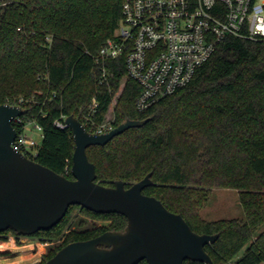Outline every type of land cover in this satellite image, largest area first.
Returning a JSON list of instances; mask_svg holds the SVG:
<instances>
[{"label":"trees","instance_id":"16d2710c","mask_svg":"<svg viewBox=\"0 0 264 264\" xmlns=\"http://www.w3.org/2000/svg\"><path fill=\"white\" fill-rule=\"evenodd\" d=\"M122 2L0 0V104L21 105L24 123L42 126V143L31 158L68 178H74L75 139L56 120L74 115L93 131L85 115L94 99L96 122L112 119L116 127L148 119L105 145L87 148L96 181L113 186L123 180L129 187L151 172L153 184L145 194L180 213L195 232L219 235L206 245L213 264H264V40L227 36L188 85L139 112L141 86L128 76L125 55L99 56L121 20ZM24 123L16 125L19 133ZM213 188L238 190L244 216L205 218L202 209ZM79 215L86 218L74 228ZM87 219L103 223L86 227ZM127 224L123 214L73 204L52 228L32 235L10 228L0 232V242L11 235L63 239L35 263L43 264L70 242Z\"/></svg>","mask_w":264,"mask_h":264},{"label":"water","instance_id":"95a60500","mask_svg":"<svg viewBox=\"0 0 264 264\" xmlns=\"http://www.w3.org/2000/svg\"><path fill=\"white\" fill-rule=\"evenodd\" d=\"M21 105L0 104V232L10 228L32 235L58 224L73 204L98 213L127 217L124 230H108L87 240L70 242L43 264H183L186 259L213 264L206 245L218 234L195 232L186 219L157 197L143 192L153 184L152 173L127 187L123 180L107 186L96 181L95 164L87 148L105 145L148 119H128L108 132L94 133L74 115L66 123L75 139L72 174L56 172L14 146V119Z\"/></svg>","mask_w":264,"mask_h":264},{"label":"built area","instance_id":"2783aa9c","mask_svg":"<svg viewBox=\"0 0 264 264\" xmlns=\"http://www.w3.org/2000/svg\"><path fill=\"white\" fill-rule=\"evenodd\" d=\"M229 35L264 40V0H123L121 20L99 56L125 55L128 76L141 86L137 109L144 112L188 85ZM97 106L94 99L85 115L87 124L91 132H108L114 128L113 120L96 122L92 114ZM23 123L22 115L14 119L15 127ZM28 123L32 122L24 123L14 146L33 157L39 144L26 132ZM55 125L69 127L66 117ZM35 127L43 136L42 126L35 123Z\"/></svg>","mask_w":264,"mask_h":264},{"label":"rangeland","instance_id":"374dc122","mask_svg":"<svg viewBox=\"0 0 264 264\" xmlns=\"http://www.w3.org/2000/svg\"><path fill=\"white\" fill-rule=\"evenodd\" d=\"M26 132L37 140L39 146L41 145L42 134L35 127V123H28ZM37 150L38 148L34 151ZM202 215L207 219L243 217L244 212L240 203L239 191L232 188H213L208 205L202 209ZM84 218L86 217L79 215L73 227L79 228L78 222ZM92 223L99 225L103 223V220L87 219L86 227H91ZM12 237L15 236L11 235L10 238ZM15 239L16 245L13 243L3 246V250L0 252V264H18L17 261L21 258L22 253L27 255L22 264H35L40 262L50 249L58 245L57 240L43 242L38 238L25 236L15 237ZM243 251L244 249L240 251L239 255Z\"/></svg>","mask_w":264,"mask_h":264},{"label":"crops","instance_id":"0c3cea01","mask_svg":"<svg viewBox=\"0 0 264 264\" xmlns=\"http://www.w3.org/2000/svg\"><path fill=\"white\" fill-rule=\"evenodd\" d=\"M13 243L16 245V239H15V237L10 238L8 241H2V242H0V244H1L0 252H1V250H3V246L4 245H12Z\"/></svg>","mask_w":264,"mask_h":264}]
</instances>
